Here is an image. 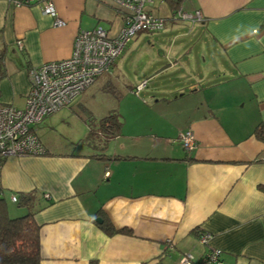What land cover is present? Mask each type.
Instances as JSON below:
<instances>
[{
  "label": "crops",
  "instance_id": "crops-1",
  "mask_svg": "<svg viewBox=\"0 0 264 264\" xmlns=\"http://www.w3.org/2000/svg\"><path fill=\"white\" fill-rule=\"evenodd\" d=\"M52 1L63 26L35 3L0 0V104L22 107L30 69L69 57L79 32L101 25L115 34L123 24L124 10L111 0ZM179 6L203 18L179 20ZM147 8L164 18L162 36H187L191 45L159 48L169 64L159 68L162 58L150 56L136 74L118 72L125 62L118 57L109 73L126 83L102 87L119 91L104 114H116L119 132L58 146L40 130L47 115L35 125L46 154L0 157V196L18 215L25 209L11 195L31 193L39 264H182V254L195 262L210 248L223 264H264V141L255 134L264 126V0H180L176 8L152 0ZM180 62L181 85H147ZM76 101L57 111H88ZM186 129L195 136L191 149L180 140ZM95 215L129 231L108 235Z\"/></svg>",
  "mask_w": 264,
  "mask_h": 264
},
{
  "label": "built area",
  "instance_id": "built-area-1",
  "mask_svg": "<svg viewBox=\"0 0 264 264\" xmlns=\"http://www.w3.org/2000/svg\"><path fill=\"white\" fill-rule=\"evenodd\" d=\"M15 5L35 3L42 12L53 17L54 26H63L65 21L55 10L52 0H11ZM124 10L123 24L115 34L97 25L75 35L69 57L44 61L29 71V86L22 107L0 104V157L43 155L45 147L35 131L44 117L72 102L101 73L109 71L114 59L138 31H158L165 20L155 16L147 6L152 0H111ZM174 17L193 24L203 18L199 9L187 11L181 6L174 10ZM22 49V42L17 41ZM1 80V74H0ZM185 149L195 145L191 129L180 133ZM264 160V156L261 158ZM48 197V194H45ZM16 201V196L11 195ZM209 234L199 235L206 242ZM182 264H223L220 250L210 248L201 258L193 261L190 253L182 254Z\"/></svg>",
  "mask_w": 264,
  "mask_h": 264
},
{
  "label": "rangeland",
  "instance_id": "rangeland-1",
  "mask_svg": "<svg viewBox=\"0 0 264 264\" xmlns=\"http://www.w3.org/2000/svg\"><path fill=\"white\" fill-rule=\"evenodd\" d=\"M166 22L164 27L158 31L148 32V31H138L135 35L130 39V42H142L140 46L132 47L131 44L127 43L125 48L121 51V53L114 59L113 63L110 65L109 71H105L98 75L94 81L83 93V99L78 101L77 99L71 102L74 103L76 100L81 102V104L85 105L87 110H82L77 106L72 105L70 107H63L60 112H53L49 117H46L45 121L46 124L44 127H40V130L45 133V137L52 141L55 145H64V144H74V146H83L82 145V137L83 134H80V131L83 128V121L85 119L86 123L88 119L93 121L99 120L104 114L106 113L107 105L111 101H115L114 93L111 90L106 88L108 91H104L102 84L106 82V80H111L113 83L116 84L118 89L123 87L122 84H125V80L119 76V79L116 80L109 72H114L112 70L113 66H116V62L119 58H124L125 62L123 67L117 70L120 72L121 70L126 71L129 74H136L140 72L141 64L143 61H146L151 57L150 61L159 60L157 63L160 64V67L167 66L169 64V60L164 58L162 52L159 51V48H164L167 45H175L179 42L183 43V46H187L186 44L191 45V42H188V37H176L173 40L169 38V36H162V34L166 31ZM172 35V34H171ZM191 35V34H190ZM139 38H142L139 39ZM139 39V40H137ZM137 40V41H136ZM149 41V42H148ZM160 41V42H159ZM199 40L195 39L194 42ZM160 43V44H159ZM195 48V49H194ZM193 50H197L198 46H195ZM162 55V56H161ZM119 57V58H118ZM186 57V55L180 56V58ZM196 57V56H194ZM118 58V59H117ZM117 59V60H116ZM176 59H178L176 57ZM116 61V62H115ZM115 63V64H114ZM174 70V71H173ZM183 70V66L181 62L178 66H175L172 71H167L163 73L161 76L159 75L155 80L148 79L147 85L151 86L157 83L158 81L164 82L166 84H170L172 87L174 85H181L183 82V75L187 77V74ZM183 73V74H182ZM185 80V79H184ZM105 85V84H104ZM157 85V84H155ZM142 96V95H141ZM76 101V102H77ZM67 110V111H66ZM79 115V116H78ZM51 118V119H50ZM51 120L48 122L47 120ZM83 119V121L81 120ZM84 121V122H85ZM99 151V150H97Z\"/></svg>",
  "mask_w": 264,
  "mask_h": 264
},
{
  "label": "trees",
  "instance_id": "trees-1",
  "mask_svg": "<svg viewBox=\"0 0 264 264\" xmlns=\"http://www.w3.org/2000/svg\"><path fill=\"white\" fill-rule=\"evenodd\" d=\"M180 0H167V2L176 8ZM109 87V88H108ZM112 91L115 96H119V91L114 85L106 84L103 90ZM90 129L82 138L84 142L92 143L100 142L102 131L109 134H117L121 127V122L117 119L116 114L111 111L103 117L99 118L96 126L89 121ZM256 136L264 141V126L258 125L255 130ZM45 147V146H44ZM47 153L45 148L44 154ZM43 154V155H44ZM95 155H105L99 153ZM1 161V158H0ZM16 206L25 209V212L18 215H10L8 213L5 199L0 196V264H39V225L34 219V211L32 210V195L29 192L19 193L16 197ZM99 213V212H98ZM96 213V215L98 214ZM94 216L99 227L108 235L118 231L110 221L101 216Z\"/></svg>",
  "mask_w": 264,
  "mask_h": 264
}]
</instances>
